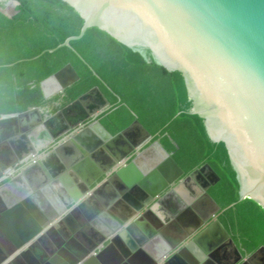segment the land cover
Returning <instances> with one entry per match:
<instances>
[{
    "label": "water",
    "instance_id": "water-1",
    "mask_svg": "<svg viewBox=\"0 0 264 264\" xmlns=\"http://www.w3.org/2000/svg\"><path fill=\"white\" fill-rule=\"evenodd\" d=\"M62 1L81 15L84 24L79 35L68 37L58 47L48 51L52 53L63 47L72 48L71 42L82 39L88 29L97 27L116 41L139 52L147 63L153 62L170 72H180L188 99L192 101L188 113L203 119L204 129L210 141L223 142L226 146L229 161L237 173L240 201L249 198L264 209V0ZM78 80L77 72L68 64L42 81L40 88L45 99H51L64 93ZM110 107L101 90L94 87L59 111L51 120H43L39 115V108L0 116V144H3L0 149L5 147L9 153H14L12 149L10 151L9 144L17 142L16 138L20 134L22 137L27 130L25 127L22 132L12 129L18 126L19 122L25 124L33 114L36 115V122L40 123V127L26 136L30 138L36 134L38 139L25 141L24 150L29 152L28 154H36L50 142H57L48 156L52 159L55 156L58 159L60 156L62 160H52L55 163L54 168L43 163L44 170H40L41 173L37 172L28 177L39 182L33 185L34 189L52 186L57 196L62 199L54 205L55 213L50 215V220L54 215L56 217L65 212L71 204L80 202L84 196L88 197L91 203L93 201L97 212H110V207L118 200V204L123 206L124 221L134 218L133 225L140 235L142 234L139 236L141 243L158 247L163 245V242L167 243L168 239L161 240L162 233H153L148 223H141L138 217L140 214H137L147 206H127V193L130 194L133 189L140 187L147 195L143 196L144 201L140 204L151 200L153 202L162 189L177 181L178 186L186 185L185 179L189 180L188 184L193 181L198 183L195 193L197 199L203 197L214 206L213 214L209 217L224 212L207 192L220 180L213 169L204 164L183 177V170L158 142L139 152L129 165L115 170L110 180L103 179L100 182L105 172H92L87 166L90 158L101 161L108 147H113L115 143H124L125 140L132 141L135 136L137 138L132 142L131 150L139 151L144 142L151 139L150 134L137 120L121 132L111 135L98 120ZM90 119L93 123L85 127V122ZM61 137L63 139L59 141ZM14 147L16 150L19 148L16 145ZM24 150L21 151L20 147L18 155L22 156L21 152H26ZM11 156L14 158L16 155ZM164 164H167L166 172L173 175L167 178L166 182L158 183L160 190L154 192L151 184L156 177L152 175V171ZM40 165L38 162L34 170H39ZM12 166L8 168L11 167L12 170ZM161 166L159 169L164 172ZM87 171H90L89 174ZM95 184V188L92 187ZM106 186L118 189L124 192H120V195H124L115 196L117 193L114 190L113 197L116 200H104L99 192ZM167 196H173L176 200L175 189ZM183 200L190 203L195 199L184 197ZM159 202L161 201L157 203ZM185 205L183 203L180 207L177 206L178 213L185 210ZM150 208L144 213L147 210L150 212ZM178 213L176 211L173 214ZM118 223L122 228L124 223ZM216 227L219 235L222 234L233 242L219 221H216ZM123 230L140 244L139 239L130 230ZM111 236L113 235L109 234L106 238L111 239ZM196 239L197 237L194 240L201 244L200 238L199 241ZM124 243L125 246L121 245L123 248L132 246L128 237H124ZM14 253L6 254L4 260H12ZM204 253L202 257L194 253L196 259L193 258L189 263H203L209 254L207 249ZM165 255L153 256V263H161Z\"/></svg>",
    "mask_w": 264,
    "mask_h": 264
},
{
    "label": "trees",
    "instance_id": "trees-1",
    "mask_svg": "<svg viewBox=\"0 0 264 264\" xmlns=\"http://www.w3.org/2000/svg\"><path fill=\"white\" fill-rule=\"evenodd\" d=\"M14 1L15 7L0 4V115L46 107L56 113L98 87L111 105L99 117L111 135L137 120L184 174L208 164L220 178L208 193L224 210L223 226L249 253L264 246V209L252 199L240 201L226 146L210 141L203 119L188 113L192 101L180 72L147 63L97 27L71 42L72 48L51 53L80 34L84 19L62 0ZM68 64L79 80L63 95L45 99L40 83Z\"/></svg>",
    "mask_w": 264,
    "mask_h": 264
},
{
    "label": "flooded vegetation",
    "instance_id": "flooded-vegetation-1",
    "mask_svg": "<svg viewBox=\"0 0 264 264\" xmlns=\"http://www.w3.org/2000/svg\"><path fill=\"white\" fill-rule=\"evenodd\" d=\"M0 4H3L5 8L15 7L16 1L0 0ZM64 93L57 95H63ZM58 112L51 113L49 107L39 108V115L45 121L51 120ZM29 118L32 119V123H36V115H30ZM85 123V127H87L93 121L90 119ZM32 127V124L25 126L27 132H24L22 137L20 134L16 138L17 142L9 144L10 151L12 149L14 152L11 153L16 155L14 158L5 147H1L0 149V264H156L153 263V256H158L159 254H166L162 258L163 262L159 264H190L189 261L193 258L196 259V255L202 257L206 249L209 254H207V259L201 264H264V246H260L253 253H249L241 246L242 243H238L224 226L233 242L231 243L229 239L224 238L222 234L219 235L216 221L222 224L220 221L222 213L216 214L215 217H209L213 214L215 208L203 197L197 199L195 198L196 195H192L191 193L189 198L192 197L195 200L190 203L176 198L181 204L168 200L170 197L167 196L168 193L178 187L179 181L170 187L164 188V190L162 189L157 199L138 213L140 217L146 218L148 216L150 218L148 224L151 226L153 233H162L164 239H168L166 240L168 243L166 246L163 244L161 247H153V245L147 246V244H142L139 237L142 234L140 235V232L135 229L133 225L134 219H132V221L128 220V224H125V222L124 226L139 239L140 244L136 243V247L137 245L140 247H137L133 253L126 252L128 256L125 255V251L121 246L116 247L114 245L115 241L119 240L115 232L124 229L118 223L120 220L115 215L114 209L112 208L113 212H111L112 210L110 212L102 210L101 212L95 211L92 213L90 207L87 205L88 197L68 206L66 211L76 206L68 214L63 215L64 213H62L56 217L54 215L52 220H50V215L55 213L52 206L59 203L62 199L55 194L56 190L52 186L34 189L33 185L39 182L35 181V179L30 180L29 176L27 177V173L32 171L38 162H40L42 168L44 167L43 163L52 168L55 167V163L52 162V158L48 155L53 149L52 146L57 144V142H50L46 148L39 150L36 154H28L29 152L24 150L23 144L25 141H29L26 134L31 132ZM16 129L22 132L24 125L20 126L18 124L12 130ZM150 136L151 139L146 140L139 151L137 149L131 150L133 148L132 142L137 136L133 140L131 139L132 141L125 140L124 143H115L113 147H108L104 158L101 157L102 168L105 174L101 176L100 182L103 179L110 180L115 170L129 165L139 152L147 149L154 142H158L165 150L159 140H154L151 134ZM62 137L59 141L64 138ZM15 145L19 147L18 150L15 149ZM20 147L21 151H26L24 153L21 152L22 156L18 155ZM127 152L129 155L124 156ZM122 154L123 156H121ZM119 157H121V161H119ZM15 158L16 160H13ZM9 166H12L13 169L10 170L11 167L8 168ZM160 166L155 167L152 171V175L156 177L153 180V184H151L152 191L154 192L160 190L159 184L162 181L166 182V179L173 175L166 172L167 164L161 166L164 172L159 169ZM189 174H184L183 177ZM185 180L186 186H188L189 180ZM18 182L19 187L22 185L24 190L23 193L15 194L14 190H11V185ZM60 186L63 187V185ZM95 186L96 184L92 187L95 188ZM47 188L49 190H46ZM106 188L109 189V186L100 189L99 194L102 195H100L101 198L111 201L116 200L113 197L114 191L107 194ZM114 190L117 193L115 196L124 195H120L122 191L115 188ZM127 196H129V192ZM158 201L161 202L157 203ZM183 203L186 204L185 210L178 213L179 208L177 206L180 207ZM154 204H159L161 208L158 207L157 210H151L150 212L147 210L144 213L146 209ZM25 207H27L28 212L25 211ZM176 211L178 214L174 215L173 213ZM162 215L165 219L162 218ZM190 215H195L196 220L190 219ZM58 218H60L58 225L53 224ZM183 218L186 219V230L183 232L182 237H179L177 230H173L169 224L174 226V219L176 222V220L179 221ZM206 218L208 219L205 221ZM169 219H173V221L170 223V220L167 226H165V221ZM10 223L17 224L13 231L8 229ZM207 229L211 231H206ZM3 231L6 235L3 234ZM109 234L113 235L110 237L111 239L106 238ZM196 237L198 241L200 238L201 244L194 240ZM113 248L118 250H114ZM10 252H15L12 256L13 259L4 260L5 255L10 254Z\"/></svg>",
    "mask_w": 264,
    "mask_h": 264
},
{
    "label": "crops",
    "instance_id": "crops-1",
    "mask_svg": "<svg viewBox=\"0 0 264 264\" xmlns=\"http://www.w3.org/2000/svg\"><path fill=\"white\" fill-rule=\"evenodd\" d=\"M33 121H32V119L31 118H28L27 119V121L25 122V124L26 125H30V124H32V130H31V132L32 131H34V129H36L38 126L40 127V123H38V122H36L35 124L34 123H32ZM25 124H22L21 122H19V125L20 126H23L24 125V127H25ZM38 138H37V135L36 134H33L30 138L28 137V140L29 141H36ZM57 157H58V155H57ZM52 160H62L61 159V157L59 156L58 157V159L56 158V156L52 159ZM102 165H103V163H101V161L100 160H95V159H92V158H90V161H89V165H87V166H89V168L91 169V171L93 172V171H100L101 173H103V169H102ZM41 168H42V166H41ZM39 169V170H32V171H30V172H28L27 173V177L29 176V177H32V176H34L37 172L38 173H41V171L40 170H44V167L42 168V169ZM87 170V169H86ZM86 170H85V172H86ZM89 172L90 171H87V173L89 174ZM198 183L197 182H192L191 184H188V186H186V185H184V186H178L176 189H175V197L177 198V199H179V200H182V201H184L183 200V198L184 197H186V198H188V197H190V194L192 193V195H195V194H193L194 192L196 193V191H197V188H198ZM12 187V188H11ZM11 190H14V193L16 194V193H23V186L21 185V187H19V182L18 183H14V185H11ZM9 188V189H10ZM111 189V190H110ZM105 190H107L106 191V193L108 194V193H111L112 191H114V188L113 187H109V189H105ZM55 194H57L56 192H55ZM89 195V194H88ZM144 195H146V193H145V191H144V189H142V188H140V187H138V189H133L132 190V192L129 194V196L127 197V200L125 201L126 202V205L127 206H129V207H131V208H133L134 206H139L140 205V207L141 206H143V204H144V206H147V205H149V204H151L152 203V200L151 201H148L147 203H142V204H140L142 201H144ZM182 195H183V197H182ZM191 195V196H192ZM147 196V195H146ZM84 198H86V196H84L83 197V199ZM175 198V199H176ZM196 198V197H195ZM168 200H172V201H176V200H174V197L172 196V197H169L168 198ZM192 200H194L193 198H192ZM119 202V201H118ZM118 202L116 203V205L114 204V206L112 205L111 207H110V210H112V208L114 209V213H116L115 215L118 217V219L120 220V221H122V223H125V224H128L129 223V221H132V219H134V218H131V219H129V221L127 220V221H124V219H125V213H124V210H123V206H121V204H118ZM87 205L90 207V210H91V212L93 213V212H95L96 211V209H95V205L93 204V201H92V203L88 200L87 201ZM96 205H98L97 203H96ZM99 207H101V205H98ZM76 207V206H75ZM74 207V208H75ZM158 207H159V204H154L153 206H151V210H157L158 209ZM52 208H54V206H52ZM74 208H71L70 210H68V211H65V212H63L64 214L63 215H66V214H68L70 211H72ZM159 208H161V206L159 207ZM25 211L26 212H28V209H27V207H25ZM30 212V211H29ZM111 212H113V210L111 211ZM97 214V213H96ZM139 214H137V216H138ZM139 218H140V221H141V223L143 224V225H147V223L149 222V217L147 216L146 218H143V216L142 217H140V216H138ZM190 219H195L196 220V218H195V215H190V217H189ZM59 219L60 218H58L57 220H55L54 222H53V224H55V225H58V221H59ZM137 219V218H136ZM162 219V218H161ZM165 219V218H164ZM171 220V221H170ZM186 219L185 218H183V219H180L179 221H177L176 220V222H175V219H174V226H172L171 224H169L172 228H173V230H177V232H178V235H179V237H182V234H183V232L186 230V221H185ZM169 221H170V223L173 221V219H169V220H166L165 221V226H167V224L169 223ZM163 222V221H162ZM16 225L17 224H14V223H10L9 224V226H8V229L10 230V231H13L14 229H15V227H16ZM52 225V224H51ZM122 228H125V226H124V224H123V226H122ZM11 233V232H10ZM117 235H118V237H119V240H117V242L115 241V243H114V245L116 246V247H120L121 245L122 246H125V243H124V237H128V238H130L131 239V241H132V246H130V247H128L127 246V248H123V247H121V248H123V250L125 251L124 253H125V255H127L128 256V254L126 253V252H130V253H133V251L134 250H136L137 249V247H140L139 245H137V247H136V241L131 237V235L128 233V232H126V231H124V230H117L116 232H115ZM3 234H5L6 235V233L3 231ZM117 237V236H116ZM161 238V240H163L164 239V237L163 236H161L160 237ZM143 244V243H142ZM163 244L166 246V244H168V243H164L163 242ZM132 247V248H131ZM158 247H161V246H158ZM114 250H118V249H116V248H113ZM120 254V253H119ZM125 258H127V257H125ZM161 262H163V261H161ZM133 263H134V260H133Z\"/></svg>",
    "mask_w": 264,
    "mask_h": 264
}]
</instances>
